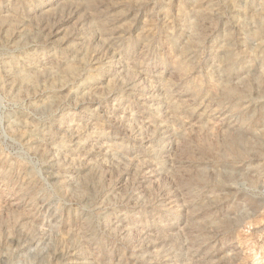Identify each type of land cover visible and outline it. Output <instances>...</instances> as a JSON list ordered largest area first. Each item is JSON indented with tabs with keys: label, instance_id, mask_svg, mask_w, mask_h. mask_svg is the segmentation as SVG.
<instances>
[{
	"label": "rangeland",
	"instance_id": "374dc122",
	"mask_svg": "<svg viewBox=\"0 0 264 264\" xmlns=\"http://www.w3.org/2000/svg\"><path fill=\"white\" fill-rule=\"evenodd\" d=\"M0 264H264V0H0Z\"/></svg>",
	"mask_w": 264,
	"mask_h": 264
}]
</instances>
